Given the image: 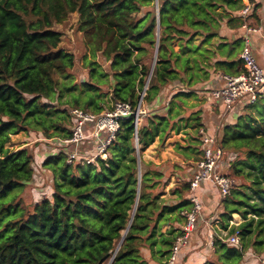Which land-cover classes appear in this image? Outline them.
Instances as JSON below:
<instances>
[{
	"label": "trees",
	"instance_id": "obj_1",
	"mask_svg": "<svg viewBox=\"0 0 264 264\" xmlns=\"http://www.w3.org/2000/svg\"><path fill=\"white\" fill-rule=\"evenodd\" d=\"M244 6L243 0H0V264H168L183 233L181 213L191 210L190 173L178 163H148L138 179L137 159L172 132L202 128L198 110L183 116L187 99L198 98V84L245 73L242 37L220 34L247 23L239 14ZM73 14L85 50L86 79L79 83L71 73L75 56L60 48L54 29ZM168 88L173 94L164 106L160 95ZM143 90L140 108L148 113L138 127L133 116L119 120L103 154L89 164L67 163L73 148L61 142L71 136V110L98 115L125 103L135 111ZM25 132L52 145L39 164L49 196L31 204L23 194L42 152L8 148L13 135ZM214 136L235 184L221 202L219 229L226 234L214 236L203 264L264 259V96L234 106ZM93 146L82 145L80 155ZM178 148L196 172L200 136ZM173 177L171 198L164 199ZM233 215L241 219L236 226L229 225ZM233 236L237 247L227 243Z\"/></svg>",
	"mask_w": 264,
	"mask_h": 264
},
{
	"label": "built area",
	"instance_id": "obj_2",
	"mask_svg": "<svg viewBox=\"0 0 264 264\" xmlns=\"http://www.w3.org/2000/svg\"><path fill=\"white\" fill-rule=\"evenodd\" d=\"M253 5L247 2L244 8L239 12L241 18L247 21L252 12ZM243 34V49L240 53L244 74L236 77H223V85L211 90L209 95L212 100L218 101V106L221 109L223 117L232 111L237 104H252L259 97L264 96V70L260 69L251 56L250 36L260 33V29L250 27L245 23L241 27ZM73 118V126L71 136L61 142L62 146H72V151L67 154V163H71L78 158L84 159L86 164L104 153L105 149L111 144L115 133L119 128V120L133 116L135 127L141 123L142 117L145 115L144 109L137 105L135 111L129 104L115 103L110 112H102L98 115L88 113L80 109L70 111ZM92 124L91 130L83 132V127ZM102 133H106L105 138L101 137ZM197 134L201 140V155L200 160L195 164L196 172L190 181L191 210L182 212L185 223L182 228V235L175 241L168 264H175L178 260L180 251L185 248L193 232L196 230L197 223L200 217L202 208L201 202L196 195V191L203 183H209L214 186L220 196L225 198L230 189L235 184V181L219 172V161L221 151L217 147L216 139L213 134H207L203 129H199ZM87 142H94V146L90 152H85L80 155V147ZM227 243L232 246H238V238L233 236L227 240ZM264 264V260H261Z\"/></svg>",
	"mask_w": 264,
	"mask_h": 264
},
{
	"label": "rangeland",
	"instance_id": "obj_3",
	"mask_svg": "<svg viewBox=\"0 0 264 264\" xmlns=\"http://www.w3.org/2000/svg\"><path fill=\"white\" fill-rule=\"evenodd\" d=\"M76 19H77V15L73 14L63 23L59 25H55L54 29L59 31L62 35L60 48L74 54L75 56V59H76L75 66L73 70L71 71V73L74 76L75 83H79L82 78L86 79L84 75L85 71L82 69V65H81L82 64L81 58L85 54V50L83 47L82 36L80 33L76 32V29H75ZM256 55H257L256 51L252 47L251 56L254 59L256 65L260 69L263 70L264 68L259 64L258 59L256 58ZM97 61L101 64L103 62L101 59H97ZM102 66L103 68H105L106 64H102ZM102 88H103V91H106L105 87H102ZM172 94H173L172 90L169 89V92L163 95L161 99H162V103L164 104V106H167L170 103ZM196 96L198 98L190 97L187 99V106H189L190 109H185L183 116H188L190 112L197 110L196 108L198 104L201 103V98L197 94ZM213 102L214 104H216L217 107H219L217 100H213ZM64 108H67V107H64ZM142 109H144L145 111V115L143 117L144 119L147 116L148 112L145 110V108H142ZM186 110H188V112ZM239 110H240V107H236L235 109L236 113ZM213 123L215 124L217 123V120L215 118L213 120ZM217 126H220V125L218 124ZM91 127H92V124H88L84 126L83 132L86 133L87 130H91ZM102 136L105 138L106 133H102L101 137ZM193 136L194 137L197 136V133H195L194 130L182 129L178 132L170 133L163 144H159L158 141L156 140L151 146L146 148L144 152L141 154V157H139L140 158V162H139L140 170L142 171V169H144L146 165H148V163H153L158 167L164 166L166 164L178 163L179 165L182 166L185 172L190 173L193 169L191 167H186L185 165L186 163L183 162L184 158L181 155V153H179L178 145L185 146L186 142L190 140ZM42 138H43L42 135H38L37 133H27V132L18 133L11 137V141L8 144V148L12 151H15L17 149H21L27 146L32 151L36 152L37 154H40L42 151L44 152L47 149L45 147L52 146L51 142H48V140L43 141ZM42 160L43 159H41L40 155L35 156L34 158V163L32 166L34 168L36 178L37 177L38 178L34 181L35 183L32 184L31 187L27 188L25 193L23 194V201L26 204L35 203L39 201L43 196H49V190L45 188L47 181L43 175L44 173L41 171V168L39 167V164ZM222 174L230 175L228 172V168H224L222 170ZM175 181L176 180L174 179V177L170 178L169 180L168 179L166 180L165 185L163 187L164 193L162 196L164 199L171 198L168 195V190L173 186L174 183H177V181L176 182ZM221 201L222 200L219 197L218 202L221 203ZM206 205H204L206 206V208H210L212 206L211 204H206ZM220 207H221L220 210H222V205H220ZM208 210L209 211H206L207 218H213V220H215L218 217V214H220L218 213L216 209L210 208ZM208 229H210L211 231V236H214V232H216V235L218 234L219 236H225L226 234L225 232L223 233L218 232L214 224H211L210 226H204L202 223H200L196 227V230L194 233H196L195 237H198L201 240L203 245L207 244V242L210 240V238L207 237L208 235L206 236L204 235V233L208 231ZM213 229H216V231ZM162 230L163 231L166 230V227H164ZM144 255L147 258L149 257L147 251H144ZM261 260H264L263 257H258L255 255L253 256L248 255V256H244L243 262L241 264H261Z\"/></svg>",
	"mask_w": 264,
	"mask_h": 264
},
{
	"label": "crops",
	"instance_id": "obj_4",
	"mask_svg": "<svg viewBox=\"0 0 264 264\" xmlns=\"http://www.w3.org/2000/svg\"><path fill=\"white\" fill-rule=\"evenodd\" d=\"M243 1L245 2V4L249 2L253 5V12L251 13L250 17H248L247 24L251 27H255L261 30L260 33L253 34L250 36V46L251 48L253 47V49L256 51L257 54L256 58L258 59L259 64L264 68V0H243ZM220 34L221 36L234 39L242 36L243 31L242 29H239L236 32H232L226 27H222ZM222 85H223L222 79L216 75V76H212L208 82L198 84L195 87L198 90L196 94L201 98V103L198 104L196 108L200 112V118L202 124V128L199 129H203L208 135L209 134L214 135L215 130L218 129V127L223 126L226 118L223 117L220 107H217L216 104H214L213 100L210 98L209 95L211 90L218 89ZM167 92H169V90L165 89L161 93L160 98H162L163 95H165V93ZM214 118L217 120L216 124L213 123ZM218 124L220 126H217ZM90 147L91 146L88 144L87 149ZM44 152L42 151V154H40L41 159H44V154H43ZM219 167L221 172L224 168H226L225 164L220 161H219ZM193 171L190 172V177L187 180L188 182L192 179L195 173V172L193 173ZM37 178H35V180ZM34 183L35 182H33V184ZM189 195L190 194L187 195L188 198L186 197L188 200H189ZM196 195L199 198L202 205L197 226L200 223H202L204 226H210L211 224H214L217 231L223 233L219 229V221H220L219 214L218 217L215 220H213V218H207L206 211H209L208 209L211 208V209H216L218 213H221L222 210H220L221 209L220 205L222 204L218 201H219V197L221 200H223L224 198L219 196L220 194L218 190L209 183L201 184L198 190L196 191ZM206 204H211L212 206L210 208H206L207 206ZM233 216H232V220L229 222L230 226L231 225L236 226L241 222V219L238 215H233ZM178 227L181 228L182 226L178 225ZM167 229L168 227H166V230ZM216 229L213 230L216 231ZM194 232L190 238L188 245L180 251L178 255V260L175 264H203L206 258L213 250L212 249L213 238L214 236H219L218 234L216 235V232H214V236H211L210 229H208V231L204 233L205 236L208 235L207 237L210 238V240L205 245L202 244L201 240L198 237H195L196 233ZM145 258L148 260L146 256ZM149 264H156V263L154 261L149 260Z\"/></svg>",
	"mask_w": 264,
	"mask_h": 264
},
{
	"label": "water",
	"instance_id": "obj_5",
	"mask_svg": "<svg viewBox=\"0 0 264 264\" xmlns=\"http://www.w3.org/2000/svg\"><path fill=\"white\" fill-rule=\"evenodd\" d=\"M157 10H158V7H157V3H156V14H158V13H157V12H158ZM157 35H158V34H157ZM155 57H156V54H155V56H154V61H153V64H152V68H153V66H154ZM145 89H146V86L144 87V90H145ZM144 90H143V92H142V94H141V96H140V99H139L138 104L141 103L142 97H143V95H144ZM137 161H138V179H140V164H139V162H140V158H139V157H138ZM118 248H119V247H118ZM118 248L116 249L115 252H117Z\"/></svg>",
	"mask_w": 264,
	"mask_h": 264
}]
</instances>
